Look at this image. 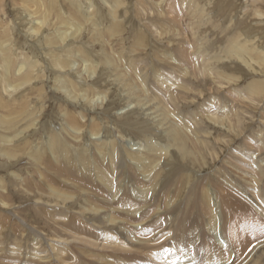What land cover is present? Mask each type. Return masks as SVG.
Segmentation results:
<instances>
[{"label": "rangeland", "instance_id": "374dc122", "mask_svg": "<svg viewBox=\"0 0 264 264\" xmlns=\"http://www.w3.org/2000/svg\"><path fill=\"white\" fill-rule=\"evenodd\" d=\"M119 1L0 0L13 66L28 56L42 77L6 92L0 63V105L15 104L0 107V122L40 111L18 138L30 123L0 127L8 139L0 136V264H264V93L245 94L264 82L256 56L264 57V3L250 16L257 5L248 0ZM36 7L37 18L48 10L40 40L28 18ZM71 9L83 19L74 25L87 11L98 24L84 23L82 32L70 25L54 49L73 62L65 71L45 40L59 30L51 24L57 14L71 17ZM237 44L252 54H231ZM88 59L103 64L100 72L87 70ZM68 79L95 97H74ZM66 113L84 129L69 127ZM174 130L185 136L186 154L172 142ZM57 136L70 162L62 148L50 149ZM24 146L16 160L3 157ZM46 146L52 167L31 153ZM71 163L74 175L61 170Z\"/></svg>", "mask_w": 264, "mask_h": 264}, {"label": "bare ground", "instance_id": "6f19581e", "mask_svg": "<svg viewBox=\"0 0 264 264\" xmlns=\"http://www.w3.org/2000/svg\"><path fill=\"white\" fill-rule=\"evenodd\" d=\"M52 1H57V0H52ZM90 1V0H89ZM118 2H120L119 0H117ZM248 1H251V2H254V3H251V5H252V7L253 6H255V5H257V6H255V8H253L254 10L252 11V9H251V12H249L250 13V16H252V15H254V14H256V11L257 10H261V6H262V4L264 3V0H248ZM42 3H40V5H41ZM255 4V5H254ZM120 5L119 4H116V2H115V5L113 6V12H112V16H113V18H114V20H115V24H116V26L118 25V23H116L117 21V16H116V14L118 13L117 12V9H118V7H119ZM48 7H50V9H53L54 10V8H55V5H54V3H52L50 6H48ZM92 7V6H91ZM42 8V7H41ZM58 8V7H57ZM49 9V8H48ZM73 9V8H72ZM71 9V12L73 13V15H71V17H64L63 15H61V14H57V19L55 20V21H53V22H51V24L53 25V26H56V22H58V25L60 26L59 27V30L58 31H56V33L53 35V36H50V37H47L46 39L47 40H45L46 41V44H47V46H48V48H50L51 49V53L49 54V55H51L50 57L56 62V65H58V67H61L62 68V70H65V71H67V70H69L68 69V67H69V65H71L73 62H71V60H65V61H63L62 62V60H61V56L58 54V56H57V54H55V53H57L58 51L56 50V52L54 51V49H58L59 47L61 48V45L60 44H62V42L63 41H65V40H67L68 39V34H69V30L70 29H72V27H75L76 29H75V32H79V31H81L82 32V28L84 27V25L85 24H87V23H89V22H91V23H93L94 24V26L95 25H97L98 24V21H95V19L93 18V17H90V15H89V12H91V11H87V12H85L84 14L83 13H81L82 14V16L84 17V19H85V24L83 23H81V22H79L80 24H78V25H74L73 23H76L75 21L77 20L76 18H78L79 20H83V19H81L79 16H78V14L76 13V11L75 10H72ZM43 10V9H42ZM32 11V10H31ZM48 10H45V14L43 15V16H38V18L35 16L36 15V12H42L41 10H39V9H37V7H36V9L34 10V11H32V14L30 13V15H29V17L28 18H31V19H35V23H33V25H32V27H31V31H32V33L33 34H31V32L29 33V34H31V35H33L34 36V38H38V39H35V40H40V38H41V34L43 33L42 32V30H44L45 28H46V26H47V21H46V16H47V12ZM51 11V10H50ZM93 11H94V9H93ZM119 11V10H118ZM264 11V10H263ZM81 12V11H80ZM264 13V12H263ZM39 15V14H38ZM92 15V14H91ZM63 16V17H62ZM115 16H116V18H115ZM35 17V18H34ZM69 22H71V23H69ZM30 24V23H29ZM70 25H72V27L70 26ZM57 27V26H56ZM117 29H118V26L116 27ZM64 29V30H63ZM122 30H118V31H115L116 33H119V32H121ZM42 32V33H41ZM41 33V34H40ZM40 34V35H39ZM56 34H58V35H56ZM115 34V33H114ZM2 35V34H1ZM10 36V34L9 35H7V40H1L2 39V37H0V63H1V65L3 66V68H4V72H3V77H2V80H1V85H3L4 87H5V91L6 92H9L10 91V93H14V92H16V94H17V91L19 90H21L20 91V93L22 92V90L24 89V90H26V89H28L30 86H32L33 85V83L35 82H37V81H40L41 79H42V77H40L39 76V74L37 73L38 71H40V69H41V66H40V64L41 63H39V62H37V61H33L31 58H29L28 56L27 57H25V59H23V62L17 67V66H13V63H14V57L12 56L13 55V53H12V51H11V47H9L8 45H6L5 43H8L9 42V37ZM39 36V37H38ZM9 37V38H8ZM59 37V38H58ZM144 38V37H143ZM142 39V38H141ZM142 41L143 40H139V42L137 41V43L138 44H140L141 45V43H142ZM141 42V43H140ZM144 43V42H143ZM59 45V46H58ZM7 46V47H6ZM39 46V45H38ZM37 46V47H38ZM140 47V46H139ZM246 46H243V45H239V44H237V45H235L233 48H234V51L233 52H231V54L232 53H234L235 54V56H238L239 55V57L241 56H244V54H250L249 52H251V50H248L247 48H245ZM248 47V46H247ZM82 48V47H81ZM49 49V50H50ZM59 50V49H58ZM248 50V51H247ZM79 51L80 52H83V48L82 49H79ZM248 52V53H247ZM258 53V52H257ZM84 54V53H83ZM252 54V53H251ZM250 54V55H251ZM48 55V54H47ZM261 54L259 53V54H256V56L258 57V60H260L259 62H258V64H260V65H263L264 66V57L263 56H260ZM264 55V54H263ZM11 56L13 57V60H12V58H11ZM39 56V55H38ZM46 57V56H45ZM108 60V59H107ZM109 60H110V62H114L115 60H113V59H110L109 58ZM258 60H256V62L258 61ZM87 61V60H86ZM88 61H91V60H89L88 59ZM87 61V62H88ZM117 61V60H116ZM71 62V63H70ZM112 63H110V64H112ZM118 63V62H117ZM94 63H93V61H91V63L90 64H88L87 65V70L89 71V72H91V73H96V72H100L99 71V69L101 68V66L103 65L102 63L101 64H99V65H93ZM109 64V63H108ZM115 64V63H114ZM115 65H117V64H115ZM118 67V66H117ZM116 67V68H117ZM13 68L14 69H17V71H13L12 72V70H13ZM118 68H121L120 66L118 67ZM22 70H25L23 73H21V71ZM3 71V70H2ZM64 71V72H65ZM69 72V71H68ZM68 72H66V73H68ZM20 73V74H19ZM90 73V74H91ZM121 74V73H120ZM68 82L67 84L69 85V88H70V93L71 94H74L75 96L74 97H77L78 99L79 98H86L87 96H88V92H89V90H92V93H94V97H95V94H96V92L97 91H95V90H93V89H86V90H80V88L79 87H82L83 85H84V83H82V81H74L73 79L72 80H70V79H68V80H65V82ZM235 81V80H234ZM64 85V84H63ZM127 85V84H126ZM14 92H13V91ZM33 90V89H32ZM65 90V89H64ZM12 91V92H11ZM80 91H82V92H80ZM142 91V90H141ZM43 92V89H41V93ZM65 92L67 93V91L65 90ZM10 93H7V94H9V96H10ZM147 93V92H146ZM261 93H264V82H259L256 86H254V87H251L250 89H249V92L247 93H245L246 94V96H248L247 94H249V97L250 96H253V95H255L256 96V94H257V96L258 95H260ZM100 94V93H99ZM103 95V94H102ZM3 96V95H2ZM108 96V95H107ZM248 97V98H249ZM11 98V97H10ZM77 98H74V99H77ZM104 98H107L106 96H104ZM254 98V97H253ZM252 98V99H253ZM256 98V97H255ZM257 99V98H256ZM155 100V99H154ZM250 100H251V98H250ZM255 100V99H254ZM151 101V100H150ZM256 101V100H255ZM4 102V103H3ZM2 102V104L0 105V107L3 109V108H5V110H8V112H9V110L11 109V110H13L12 109V107L11 106H15V104L13 103V104H10V103H7L5 100ZM253 102V101H252ZM23 103V106H26L27 105V103H28V101L26 100V102H22ZM254 103V102H253ZM15 109V108H14ZM4 110V109H3ZM15 111V110H14ZM39 113H40V111H38ZM213 112V111H212ZM25 113V112H24ZM38 113V114H39ZM130 112H129V110L127 111V114H129ZM8 114V113H7ZM6 114V115H7ZM23 113H21V115H22ZM37 113H35V114H30V116H28V117H25V118H23L24 120H23V122H22V120H20V122H17L16 120H18V119H14V118H12V117H10V118H8L9 117V115H8V117H6L5 118V120L4 121H1L0 122V127H2L4 130H6V131H8L9 130V128H8V126L9 125H11V127H12V125L13 124H15L16 125V127L20 124H28V123H30L29 125H27L26 126V128H24V130L23 131H20L16 136H15V138L17 137H20L19 135H21V134H23V133H26L25 131H27L26 129H30V128H34V126H36V124H37V120H38V122H39V119H38V116H34V115H38ZM85 114V113H84ZM87 114V113H86ZM85 114V115H86ZM11 115H13L12 113H11ZM24 115V114H23ZM66 117H65V120H66V123H67V125L69 126V127H71V128H73L74 130H82V129H84V126H83V124L81 125V118L79 117V121H78V119H77V117L78 116H76V115H71V114H68V113H66ZM81 115H83V113L81 114ZM25 116V115H24ZM197 116H198V114H197ZM209 116H210V114H209ZM83 118H85L84 116H83ZM226 119V118H225ZM224 119V120H225ZM217 120V119H216ZM19 121V120H18ZM199 121V120H198ZM217 123V122H216ZM65 127H66V125H65ZM96 127H97V130H94V132L98 135L99 134V126L98 125H96ZM15 128V126H13L12 127V129L11 130H15L14 129ZM231 128V127H230ZM2 131V130H1ZM65 131L67 132V133H69L70 134V136H72V132L69 130V129H67V128H65ZM28 132V131H27ZM107 133H109V132H107ZM1 134V133H0ZM2 134H5V133H2ZM7 134V133H6ZM110 134V133H109ZM1 136V135H0ZM9 136V135H8ZM76 136V135H75ZM1 137H3V136H1ZM73 137V136H72ZM79 136H77V138H78ZM172 139H173V143L175 144V145H177V147H179L180 148V150L182 151V153H184V154H186L187 152H186V149H185V146H184V143H186L185 141V136H183L179 131H175L174 130V133H173V135H172ZM3 138H5V137H3ZM10 138V137H9ZM59 138H58V136L54 139V140H51V141H49V147H50V149L52 150V149H54L55 151H56V149L57 148H59L61 145L59 144L61 141L60 140H58ZM6 140H8L7 138H5V141ZM100 141H102V140H100ZM96 142H98V141H96ZM113 144H114V141L112 142ZM58 144L60 145L59 147H58ZM100 144V143H99ZM103 146H104V141H103ZM11 145V144H10ZM96 146H98V144L96 145ZM28 147H25L24 146V148H20V150H15L14 148H8L7 150H6V152H5V154H3V157L5 156V159L6 160H9V161H14V160H16L17 158H18V155H19V153H23V151L25 150V149H27ZM46 148H47V146H46ZM60 148H62V150H60L61 152H59V154H61V156H62V158L63 159H67V161L68 162H70V158L68 157V154L65 152V147H64V143H63V145H62V147H60ZM156 148V147H155ZM165 147H160V148H158L157 147V149H156V151L157 152H159L160 154H163V152L164 151H167L166 150V148L164 149ZM41 147H39L38 148V150H34L33 149V151L31 152V153H33V155H38V161H43L47 166H50L51 165V167L53 166L52 165V163H50L49 162V160H46V155H47V153L49 154V152H48V148L47 149H45L44 150V152H41ZM59 150V149H58ZM120 153V152H119ZM55 154H56V152H55ZM164 155H165V153H164ZM48 158V157H47ZM63 163H64V161H62ZM67 164V163H66ZM72 164V163H71ZM67 165V166H64V168L65 169H61V170H65V171H67L69 174H71V175H74L75 174V171L73 170L74 168V163L72 164V165ZM86 164V163H85ZM84 167V166H83ZM87 170H88V168H86ZM90 169V168H89ZM60 169H59V173H60V171H61ZM76 170V169H75ZM67 174V173H66ZM100 175V174H99ZM79 176V175H78ZM78 181V180H77ZM0 183H3V181L0 179ZM101 187V186H100ZM110 187H111V183H110ZM97 189H99V188H97ZM116 189V188H115ZM100 190H103L102 188L100 189ZM108 190V189H107ZM97 191V190H96ZM112 192V191H111ZM52 193H55L56 194V196L58 197V198H63L64 200H67L68 201V199H70V198H72V196L71 195H69V194H66L68 197H65V196H62V195H60V194H58L57 192H53L52 191ZM60 193V192H59ZM61 194H65V193H62L61 192ZM100 195H101V193H100ZM64 202H66V201H64ZM98 216H100V215H98ZM74 220H75V217L73 218ZM96 219V218H95ZM102 220V219H101ZM115 222V221H114ZM72 223H74L73 221H72ZM75 224L78 226V227H80V225H81V223L79 222V221H75ZM212 225H213V228H214V226L217 228V225H218V221H217V219L215 218L214 220H213V223H212ZM72 226L74 227V225L72 224ZM82 226V225H81ZM216 228H214V229H216ZM73 229V228H72ZM83 229V228H82ZM73 231H74V229H73ZM72 231V232H73ZM76 232L74 231V234H75ZM122 245V244H121ZM105 246V245H104ZM125 246V245H124ZM131 249V248H130ZM133 249V248H132ZM137 250V249H136ZM138 251V250H137Z\"/></svg>", "mask_w": 264, "mask_h": 264}]
</instances>
